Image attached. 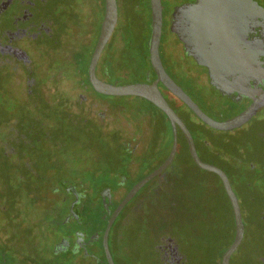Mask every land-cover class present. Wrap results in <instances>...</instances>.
<instances>
[{
	"label": "flooded vegetation",
	"instance_id": "1",
	"mask_svg": "<svg viewBox=\"0 0 264 264\" xmlns=\"http://www.w3.org/2000/svg\"><path fill=\"white\" fill-rule=\"evenodd\" d=\"M255 1L264 8V0ZM117 2L118 19L95 68L96 76L99 79L113 84H116L121 77L122 41L119 25L122 0H117ZM193 2L195 0H163L162 38L165 31L166 34L170 32L174 37H171L174 42L182 45L184 61L175 59L173 53L172 64L186 70L187 76L201 89H203V85L198 84L188 71L195 70L198 73L203 71L208 79L207 86L212 92V96L208 93L209 91L206 93L209 98L208 105L218 111L225 112L226 118L224 119L231 118L250 106L255 99L264 98V31L259 26L249 25L243 39L245 47L255 50L258 67L262 70L259 75L261 81L251 79L246 82L242 87L244 95L241 97H239L236 89L227 92V96L219 95L211 85L207 69L197 64L194 58L186 53L183 42L172 30L175 10L179 6ZM105 14L106 0H0V113L4 114L0 124L5 123L6 134L1 141L4 144L8 159L12 161L14 166H17L16 171L22 167L21 170H25L29 177L38 178V173L33 171L31 159L22 150L24 140L20 142L21 134L26 130L28 132L27 126L30 125L27 124L33 119L26 120L27 115L23 116L22 111H19L24 107L21 104L23 102L34 107L38 105L39 101H45L47 105H44V108L47 111H50L49 108L55 103L68 113L78 116L86 114L88 116L86 121H90L93 125L91 128L99 129L103 135L109 134V138L112 134H119L121 138L122 135L124 137L130 135L129 130L123 128L122 115L118 110H111L110 104L99 100L107 95L97 92L90 80L92 57L100 39ZM242 18L243 22L247 20ZM166 42L168 43L167 39L164 43L166 44ZM172 42L169 41V44L173 45ZM107 53L109 54L108 57H106ZM187 58L192 60L194 64L189 63ZM162 60H164L163 57ZM110 66L113 67V73L107 75L106 68H110ZM65 85L73 86L78 91L73 92L70 97H62L60 92ZM182 88L187 92L183 86ZM164 93L171 98L174 95L169 90L164 91ZM191 97L194 99L193 96ZM194 100L197 102L196 99ZM52 102L54 103L52 104ZM205 112L209 114L206 110ZM117 114L121 116H116ZM256 122L264 123V105L248 122L237 128L242 132L251 131L249 133L253 134L252 125H255ZM54 125L52 127H55ZM255 131L259 135L263 134L257 128ZM261 138V142H263L264 136L261 135ZM130 145L134 147V150H137L142 143L131 142ZM233 155L235 157L229 159L230 167H226L225 164L218 161L216 165L222 168L229 177L240 202L243 220L244 216L250 212L264 214V205L253 206L259 204L258 201H262V198L264 199V158H258L259 161L256 164V161L249 157L247 147L242 149L237 146H235ZM167 157L160 161L157 167ZM113 162L112 165L101 164V169L97 170L96 174L94 172L95 176L91 179L95 181L107 180L116 183V185L108 184L98 192L94 189L91 196L88 194V189H84L82 185H77L76 188L66 189L64 191L65 196L57 201L56 206L52 205V209H56L52 211L54 218L51 221L53 223L52 244H54V250L66 251L71 256L75 255L78 259L84 260L97 257L93 252L100 251L101 245L103 246L102 230L104 229L105 232L111 215L129 192L128 186L121 181H127L128 175L138 178L146 171L145 167L141 168L144 164L138 163L130 166L131 171L125 168L121 159ZM172 163L151 179L156 181V184L152 185V191L148 190L146 193L142 191L146 183L120 211L109 232L110 248L112 245L114 247L111 240L112 232L116 229L118 235L123 237V227L130 226V231L133 230L132 224H138L137 220L143 214L141 213L143 208L152 209L151 207L156 206V208L165 209L168 203L166 202V194L171 191L170 181L175 177ZM157 167L151 169L147 175ZM24 175L23 173H7L4 178L7 181L12 179L15 183L18 177ZM215 176L222 182L218 174ZM177 179L180 183L185 182L179 176ZM221 182L220 185L224 187L223 182ZM159 186L162 187V202L155 200L153 194V190L155 194L160 193ZM52 192L53 194L59 193L57 190ZM226 197L233 209L227 192ZM245 200L251 202L250 206L244 204ZM42 202L47 203L45 199ZM63 206H65V210ZM126 211H128L127 214H122ZM121 218L123 221L119 222ZM249 222V229L257 227V221H250L249 219ZM244 224L246 231L248 228L245 221ZM231 243L228 244V247ZM180 245L177 238L169 234L161 235L159 242L155 244L158 259L163 264L184 263L186 256ZM112 255L114 258L113 253Z\"/></svg>",
	"mask_w": 264,
	"mask_h": 264
},
{
	"label": "rangeland",
	"instance_id": "2",
	"mask_svg": "<svg viewBox=\"0 0 264 264\" xmlns=\"http://www.w3.org/2000/svg\"><path fill=\"white\" fill-rule=\"evenodd\" d=\"M134 2H136V7H134V9H137L139 15L144 14V22L147 18L145 14L149 11L147 0H136ZM132 8V5H129L130 11H132ZM133 30V32H130L132 33L131 36H124L126 39L125 41L127 42L125 43L127 48L125 61L128 65H132L135 71L131 70L127 74L122 75L118 84L146 82L145 69L148 67L147 45L149 38L147 23H144L141 27L135 26V29ZM165 32L161 44V51L168 71L194 97V99L197 100L201 107L209 112L211 117L216 120H225V112L221 110L218 111L216 108L209 106L203 100L201 94L192 89L188 80L180 77L176 66L170 63L173 59V53L175 59L183 62L184 53L182 45L174 42L173 35L170 32L167 34ZM166 39L168 40V43L166 42L165 44L164 42ZM169 41H173L172 43L174 46L170 45ZM188 62L194 64L190 59H188ZM42 72L43 71L41 70V73ZM188 72H190V75L196 79L198 84L203 85V89L199 87V92H203L206 97H208L206 92L209 91L208 93L212 96L211 89L207 86L208 79L206 74L203 71L198 73L195 70ZM76 91H78L77 88L65 85L60 93L62 97H70L73 92ZM99 100L110 104L111 110H118L121 115H123V110H137L141 107H152V105L144 98L138 96L107 95L103 96V98L101 97ZM53 103L54 102H52V104ZM21 104L24 106L22 109H19V111H22L21 114L23 116L27 115L26 120L33 119L27 124L30 125L27 126L28 132H26V130L21 134L20 142H23L24 140L22 150L28 154L33 164V171L37 172L39 176V178H31L27 175L25 170L19 171L20 173H23V175L25 174L24 180L26 179L24 181L25 187L22 188L19 185L21 187L19 192L22 193L21 197L23 202L30 203L29 199L39 202L37 203V207L23 208V212L26 215L27 211V214L38 216L40 220L42 219L41 221L48 223L54 218L52 215L54 213H52V211L56 210L52 209V205L56 206V204H58L57 201L65 196L62 179H67V182L71 183L76 181L83 182L85 185L83 188L88 189V194L91 196V192H94V184L91 182V177L93 178L95 176L94 172L96 174L97 170L101 169V156H99L100 153L95 139L92 141L93 134H89V131H86L87 129H82L81 125L87 126L88 124H91L90 121H86V118L88 117L86 114H81V118L75 114L64 118L60 117L62 116L61 112L63 113V108H61L59 104L54 103L52 107L49 108L50 111H47L44 108V105H47V102L45 101H39L38 105L34 107L31 104L28 105L26 102ZM156 110L159 111L158 109ZM121 115L117 114L116 116ZM3 117L4 114L0 113V121ZM83 117L85 118V122ZM122 118L125 119L124 116H122ZM159 118L164 122L165 126L168 127L169 123L167 122L166 117L160 113ZM124 121L125 120H123V123ZM57 122L60 127L58 126L56 129V127L52 126L54 124L56 125ZM201 124L207 129L208 135L206 136L210 147L228 160L235 157L233 155L235 146L241 147L242 149L247 147L249 157L256 161V164H258V158H264V141L261 142V135L262 137L264 136V123H254L255 125H252V128L254 129L253 134L249 133L251 131L248 130L247 132H242L238 128L226 131L216 130L204 123ZM255 128L259 129L263 134L259 135V133L255 131ZM4 136H6L5 123H2L0 124V149L4 147V144L1 141L4 139ZM161 148L164 149L166 154L170 149V126L167 128V133L165 134V139ZM50 154H52V159L50 158ZM187 167V177L185 176L187 182L184 185H190L189 194L186 196L189 203H192V205H188V201L184 202V198L180 197L181 192H179L177 196V191L179 190L178 187H180L181 184L177 185L176 193H173V190H171L169 192L170 196L169 194L166 195V202L168 203L164 211L153 208L154 210L150 212L148 218L150 219L151 224L150 229L155 230L156 232L145 241V244L138 245L141 244L138 238H135L134 240L124 238L123 243L132 248V250L134 249L135 252L139 251L141 248L143 249L146 245L148 246V244L151 246L155 245L159 242L161 235L169 234L170 236L177 238L178 243L181 244L182 251L186 256L185 264H196V262L194 263L193 261L196 259H204L206 261L205 264L207 262L210 264H212V262L217 264L220 259L221 251L224 250L234 238L232 237L234 228L231 206L222 186L220 185V181L215 175L210 173V171L197 168L189 160ZM91 172L93 173L92 175ZM29 178H31L30 181H28ZM28 182L36 184L34 192H31V194H29V191L27 190L29 189ZM38 184L41 188L36 190L38 189ZM110 184L116 185L114 182ZM56 186H58L57 189ZM53 190H57L59 193L53 194ZM27 193L29 197L26 195ZM44 199L47 203L42 202ZM258 202L259 204H254L253 206L264 205L263 198L262 201ZM244 204L250 206L251 202L245 200ZM46 207L48 209L51 208L47 211V214L44 215V209L46 210ZM63 209H66L65 206H63ZM212 209L216 214L215 227H212L214 220L209 212ZM246 215L244 216V221L249 231V219L250 221L254 220V212H250ZM123 229L129 235L130 226L124 227ZM262 243L264 244V242ZM250 245L251 243L248 241L247 245L244 247V254L250 252ZM111 250L114 254L116 264H127L121 257L120 252H118L113 245ZM150 251L151 254L154 253L155 255H158L154 250L152 252L150 249ZM134 252L127 251L125 254L131 258L135 256ZM130 258L129 260H131Z\"/></svg>",
	"mask_w": 264,
	"mask_h": 264
},
{
	"label": "trees",
	"instance_id": "3",
	"mask_svg": "<svg viewBox=\"0 0 264 264\" xmlns=\"http://www.w3.org/2000/svg\"><path fill=\"white\" fill-rule=\"evenodd\" d=\"M134 1L136 0H122L121 21L119 25V28L121 31V41H122L121 67H120L121 77L122 75L127 74L129 71L134 70L133 66L128 65V63L125 61L126 59L125 56L127 53V48H126L125 43L127 42L125 41L126 39L124 38V36H127V37L131 36L132 33L130 32L134 31L133 29H135V26L141 27L143 26L144 23H147L148 32H149L148 45H147V48H148L147 65L148 67H146L145 69L146 70L145 76H146V82H152L153 80L156 79V73L151 65L150 55H149L150 53L149 43H150L151 30H152L150 0H147L149 11L147 12V14H145L147 18L145 19L144 22H143L144 14L139 15V12H137V9H134V7H136L135 6L136 2ZM129 5H132L133 7L132 11L129 10ZM162 40L163 38L161 39V44H162ZM160 51H161V45H160ZM108 53L106 57L109 56ZM161 56L163 57L162 51H161ZM163 62L168 71V68L164 60ZM170 63H173V62H170ZM175 66H176V69L179 71L180 77L184 78L185 80H188V83L191 85L192 89L198 92L199 94H201L203 100L208 104L209 98L206 97V95L203 92H199L200 89L196 86L197 84H195V82L187 76V73L183 69L177 67V65ZM106 69H107V72H106L107 75L113 73L112 66ZM169 74L175 79L177 83H179L178 80L170 72ZM119 81L116 84H118ZM160 88L163 91V93L164 91L167 90V88L162 83H160ZM164 95L168 99L171 106L175 109V111L180 116L183 115L181 117L185 121L186 125L188 126V128L191 130L193 134L196 147H197V150H198V153L201 159L204 160L205 162H209L215 165L218 161L220 163L225 164L226 167H230L231 164H229V160L210 147V144L206 136L208 135L207 129H205L206 127H204L201 124V123H204V124L206 123L203 122L201 119H199L196 116V114L176 95H173L172 98L169 97L166 93H164ZM189 95L191 94L189 93ZM145 100L148 103H150L152 107H146V108L141 107V108H138L137 110L127 109V110H123V113L121 112L123 114L122 116H124L125 118V119L123 118L122 119L126 120L124 121L122 125H123V128H126L124 130H129L130 132L129 136L124 137L122 135V138H121L119 134H112L110 135V138H109L108 136L109 134L103 135L102 131H100L99 129L95 130L91 128V126H93L92 124H88L87 126L81 125L83 130L87 129L86 131H89V134H93L92 141L95 139L96 144L98 146V151L100 153L99 156H101L100 164L112 165L114 163L113 161L115 160L118 161L119 159H121L123 164L125 165V168L129 170H131L130 166L132 165H137L138 163L140 165L144 164L143 167L141 168L143 169L145 167L146 171L143 172L138 178L137 177L135 178L132 175H128L127 177L129 179L127 181H121L122 183L128 186V190H130L138 181H140V179H143L151 169L157 167L158 163L162 161L164 158H166L167 155L169 156L170 151L172 149V145H173L172 126H171L170 121H168V116L160 108H158L154 103H152L151 101L147 99ZM155 108L158 109L159 111H157ZM160 113L163 114L164 117H166L167 122L169 123L168 127L165 126L164 122H162V120L160 119L161 117L159 118ZM61 114L62 116L60 117H64V118L73 115L71 113H68L65 109L63 110V113L61 112ZM81 117L82 116H80V118ZM83 120L85 122L84 117H83ZM54 126L57 129L59 126L58 122ZM169 126H170V149L168 153L166 154L164 152V149L161 148V145L163 144V141L165 139V134L167 133V128H169ZM134 131L136 132L134 133ZM131 142H138V143L141 142L142 145L139 146V149L134 150L133 149L134 147L130 145ZM50 158L52 159V155H50ZM188 160L192 162L197 168H200L194 161L193 157L191 156L189 147H188V141L183 131L179 128V145H178V150H177L175 160L172 163V167L175 170V177H173V179H171L170 181V190H173V193L174 192L176 193V186L181 184L180 187H178L179 190L177 191V196H178V193L181 192L180 197L184 198L183 199L184 202L188 201L186 195L189 194V190H190L189 188L190 185L188 186L184 185L187 182V180H185V176L187 177ZM16 167L17 166H14L12 161L8 159L5 153V149L4 147H2L0 149V264H109L102 245H101L100 251L93 252L95 253V255H97L98 258L94 256V258L90 260L78 259L77 256L75 255L71 256L66 251L54 250V244H52V233H53L52 225L53 223L52 222L47 223L45 221H41L42 219L40 220L38 216H33V214L32 215L27 214V211H26V215L23 212V208L38 206L35 200L29 199L30 203L23 202L22 200V197H21L22 193H20L19 191L21 190V187L22 188L25 187V182H24L26 180V179L24 180L25 175L23 177H18L15 183L14 181H12V179L7 181L4 178V175L7 173L8 174H11V173L22 174L19 172L22 169V167H20L19 171H16L15 169ZM210 173H212L213 175H216L215 172L210 171ZM91 175H92V172H91ZM178 176L179 178H182L183 180H185V182L180 183V181L177 179ZM37 177L39 178L38 174H37ZM30 180L31 179H29L28 181ZM67 181H68L67 179H62V185H63L64 190L70 189L71 187L76 188L77 185H80V186L82 185L83 187L85 186L84 183L83 182L81 183L80 181H76L72 183L67 182ZM91 182L94 184V189L97 190V192L102 190L106 185L113 183V182H108L107 180H96V181L91 180ZM153 184H156V181L154 180L149 181L144 186L142 191L144 193H146L148 190L152 191ZM35 185H36L35 183H29V189H27L29 191L28 192L29 194H31V192H34ZM57 187L58 186H56V189ZM40 188L41 186L38 184V189L36 190H39ZM159 190H160V193H156V194L154 193V190H153V194L155 196L154 197L155 200L161 201L162 200L161 199V191H162L161 186H159ZM223 190L226 194L224 187H223ZM28 193L26 194L27 196H28ZM19 195L20 197L18 200ZM192 200H193V197H192ZM188 205H192V203H189L188 201ZM151 208L152 209H149V208L142 209L141 213L143 214H141L140 218L137 220V223H138L137 225L132 224L133 230L129 232V235L128 233H126L124 229H122L123 230L122 235L124 237H121V235H118V233L116 232V229L111 234V240L114 243L115 249L118 252H120L121 257L124 259V261L127 264H163V262L158 259L157 257L158 255H155L154 253L151 254L150 249L152 250V252L154 250L157 253V250L155 249L156 248L155 245L151 246L147 242L148 246L144 245L145 247L143 249L141 248L139 251H135L136 252L135 253L134 249L132 250V248L128 247L127 245H124L125 243H123L124 238L131 239V240L138 238L141 243L138 245H142V244H145V241H147L151 237V235H153L156 232L155 230L150 229L151 224H150V219H148L150 212L154 210L153 208L157 210H162V211H164V209L162 207L156 208V206L151 207ZM48 210L49 209L47 207H46V210L44 209L45 211L44 215L47 214ZM231 210H232V215H233V228H234L232 237H235L234 212L232 208ZM209 212L212 216V219L214 220L212 227H215L216 226V216H215L216 214L213 211V209L210 210ZM127 213L128 211L122 214L125 215ZM122 221L123 219L121 218L119 222H122ZM254 221L255 222L257 221L256 223L257 227L250 228L249 231L248 230L245 231L243 242L240 245L239 249L231 257L230 264H264V244L262 243L264 242V227H263L264 214L254 213ZM105 226H106V223H105ZM120 227H122L121 224H120ZM103 233H104V229L102 230L101 239L103 237ZM248 241L251 243L250 245L251 249H250V252H248L247 254H244V247L247 245ZM227 247L221 251L220 257H219L220 259L219 260L217 259L218 260L217 264H222L221 263L222 256L224 252L226 251ZM127 251L129 252L133 251L135 256L130 258L128 255L125 254V252ZM129 258L131 260H129ZM193 261L194 263L196 262V264L197 263L205 264L206 262L204 259H198V260L196 259ZM185 263L186 261L180 264H185ZM206 264H210V263L207 262ZM212 264H215V263L212 262Z\"/></svg>",
	"mask_w": 264,
	"mask_h": 264
},
{
	"label": "water",
	"instance_id": "4",
	"mask_svg": "<svg viewBox=\"0 0 264 264\" xmlns=\"http://www.w3.org/2000/svg\"><path fill=\"white\" fill-rule=\"evenodd\" d=\"M150 5L152 30L149 55L156 79L152 82L113 84L96 76L95 68L99 56L118 19L117 0H106L102 31L90 66V80L97 92L113 96H140L151 101L168 116L173 132V145L167 159L138 181L111 215L103 235L105 255L109 264H116L109 246V232L112 224L135 194L173 162L178 150L180 128L188 141L190 154L196 164L220 176L231 200L235 219V237L224 252L221 261L222 264H230L231 257L239 248L245 234L239 199L226 172L219 166L201 159L191 130L165 97L160 83L181 99L199 119L217 130L226 131L241 127L264 105V98L255 99L239 114L225 120H216L209 116L167 71L160 51L164 23L163 0H150ZM242 17L247 20L243 22ZM262 19H264V8L259 6L255 0H195L175 10L172 30L183 42L186 53L192 56L197 64L207 69L211 85L217 94L227 96V92L236 89L241 97L244 95L242 87L246 82L251 79L261 81L259 75L262 70L258 67L255 50L245 47L243 39L249 25L259 26L264 31V20Z\"/></svg>",
	"mask_w": 264,
	"mask_h": 264
}]
</instances>
